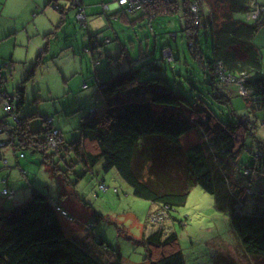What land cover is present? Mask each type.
<instances>
[{"label": "trees", "instance_id": "trees-1", "mask_svg": "<svg viewBox=\"0 0 264 264\" xmlns=\"http://www.w3.org/2000/svg\"><path fill=\"white\" fill-rule=\"evenodd\" d=\"M70 1L72 10L77 12L76 22L87 29L83 3L81 0ZM236 3L242 2L237 0ZM254 5L264 8L251 2L248 15ZM55 8L62 16L61 22L65 23L71 9ZM142 10L144 15L137 20L131 21L127 16ZM178 13L182 14L181 32L189 40L192 60L190 63L186 59V73L173 71V75L180 82L189 83V96L174 90L168 76L161 74L167 67L157 62L150 63V70L159 74L145 78L132 69L119 70L122 57L128 62L132 60L125 46L116 61L117 76L100 85L106 111L99 118L92 112L80 130V138L66 145L62 132L54 127V122L49 123L53 118L43 121L44 129L32 130V122L39 114L20 116L25 104V87H20L15 96L10 95L0 71V96L5 97L0 101V108L8 114L0 117V134L8 135V140H2L0 144L1 147L15 144L16 152L30 148L50 164L58 156L63 159L74 153L87 173L101 161L106 172L116 169L135 197L154 205L149 217L151 233L149 237L147 231L144 235L145 261L149 264H186L177 234L166 230L163 213L166 211L170 215L174 209L185 206L196 186L213 195L219 209L230 211L231 227L241 239L244 253L258 256L264 251V211H246L245 200L248 197L264 199V182L253 180L255 169L250 165H244L240 170L243 178L249 180L246 188L234 183V176L246 153L255 156L260 168L264 169V137L259 136L264 135V78L259 76L263 63L253 43L263 26L261 18L264 14L257 20L248 17L249 21L257 23L255 26L233 20L220 25L218 16L202 12L199 0H153L136 11L120 6L111 16L126 25L136 26L146 19L152 21L156 17ZM80 14L85 18L83 23L77 19ZM202 29L214 38L212 60L201 47ZM171 37L175 39L177 34ZM105 38L98 32L90 40V45H96L91 49L111 42L109 37ZM146 41L145 49L140 41L138 60L156 54L157 39L151 51L150 39L146 38ZM167 51L169 59H166ZM162 52L163 61L168 65L181 61L174 59L170 48H164ZM239 56L244 58L241 60ZM200 70L203 79L198 78ZM242 90L246 94H242ZM236 98L243 99L244 105L237 107ZM193 136L197 137L195 143L184 146V138ZM20 158L25 155L20 154ZM6 168H11L9 162ZM260 174L264 176V173ZM101 185L104 184L99 188ZM105 190H108L106 186ZM2 195L8 200L14 199V192L8 188L2 190ZM99 244L104 246L103 241ZM0 264L100 263L78 243L65 237L57 207L51 198L35 191L27 203L13 209L0 208Z\"/></svg>", "mask_w": 264, "mask_h": 264}, {"label": "rangeland", "instance_id": "rangeland-1", "mask_svg": "<svg viewBox=\"0 0 264 264\" xmlns=\"http://www.w3.org/2000/svg\"><path fill=\"white\" fill-rule=\"evenodd\" d=\"M199 1L205 15L220 17L217 20L220 25L229 20L249 26L257 25L248 20L249 8L247 11L241 9L243 3L236 4V0ZM254 1L264 6V0H247L246 4L249 3L250 7ZM113 2L116 0H83L88 25L91 20L94 29L111 39L110 43L91 49L94 45L88 42L87 29L76 22V10H70L66 22L60 28L53 29L49 25L52 18L48 14L54 15L51 3L48 2L40 10L38 6L32 9L30 3L8 4L7 0H0V33L7 30L13 33H8L7 37L0 40V71L5 81L4 87L10 95L15 96L20 87H25V104L20 116L39 114V118L32 122V130L44 129L46 125L43 121L53 118V125L62 132L66 145L77 141L91 113L95 112V117L99 118L106 111L107 104L100 85L117 76L119 71L116 61L125 46L132 60L128 62L122 57L119 70L132 69L138 76L145 78L159 74L150 70V63L157 62L167 67L161 74L168 76L174 90L189 96V83L180 82L173 75V71L186 73V59L189 62L192 60L189 40L181 32L182 14L160 16L152 21L146 19L131 26L105 12V6ZM54 13L58 15V12ZM43 14L46 15L42 33L38 35V21L35 20ZM140 15L127 16L133 21L139 19ZM173 34H177V38H172ZM255 36L254 44L263 63L259 76L264 78V27ZM146 38L150 39V51L154 49L157 39L156 54L138 60L140 41H143L145 49ZM213 40L212 34L206 35L202 29L201 47L210 60L214 57ZM164 48H170L174 59L181 61H173L168 65L162 57ZM86 49H89L88 52ZM166 55V59H169L170 55ZM193 66L199 68L195 63ZM198 74V78L203 79L201 70ZM234 101L237 107L244 105L241 98ZM2 115L5 112L0 108ZM5 135L0 134V143L8 140V135L7 138ZM196 136L184 138V146L195 143ZM20 154H24L25 158H20ZM3 156L6 158L1 159ZM5 160L11 168H6ZM53 164L45 163L30 148L16 152L15 144L8 143L6 147L0 144V208L7 205L13 209L27 203L32 200L35 191H39L51 198L57 207L65 237L82 246L100 264H149L145 261L147 251L144 235L154 205L135 197L116 169L106 172L103 161L88 173L74 153L63 159L58 156ZM244 165L255 169L252 177L254 181L264 182V176L260 174L264 173V169L260 168L255 156L246 153L239 162L234 183L240 184L242 188L248 186L249 180H245L240 173ZM24 171L27 176L23 175ZM100 184H104L108 190H100ZM4 188L18 190L16 199L19 202L10 204L11 201L2 195ZM24 196H27L26 199H23ZM245 203L248 212L264 211V199L261 197H248ZM163 217H166V221L161 220L166 230L178 236L186 264H264V251L258 256L246 255L241 239L231 227L230 211L219 209L215 197L199 186L191 191L185 206L174 209L170 215L165 211ZM151 221H156V218ZM100 241L104 242V246L99 244Z\"/></svg>", "mask_w": 264, "mask_h": 264}, {"label": "crops", "instance_id": "crops-1", "mask_svg": "<svg viewBox=\"0 0 264 264\" xmlns=\"http://www.w3.org/2000/svg\"><path fill=\"white\" fill-rule=\"evenodd\" d=\"M6 1V0H5ZM87 1H89V0H87ZM91 1V0H90ZM237 1V0H236ZM236 1H235V3H236ZM243 4H244V9H248L249 8V3L248 4H246L247 3V0H240ZM11 2H22V3H25V4H28V3H30V4H32L33 5V7H32V9L34 8V6H38V8L40 7V10H42V7L43 6H45L48 2L49 3H51L52 5H53V11H52V13L54 14L53 16L50 14V13H48L49 15H50V17L52 18V20L50 21V23H49V25H50V27H53V29L54 28H56L57 26L60 28V26H61V24H64L63 22H61V15H59L60 13L57 11V9L55 8V6H60L61 8H63V9H65V10H69V9H73L72 8V5H71V1L70 0H32V1H30V0H7V3L9 4V3H11ZM81 2L83 3V0H81ZM249 2H250V0H249ZM254 2H256V1H254ZM257 3V2H256ZM237 4V3H236ZM251 4V3H250ZM258 4V3H257ZM55 5V6H54ZM106 7V6H105ZM52 10V9H51ZM119 10V7L117 6V3L116 2H113V3H111L110 5H107V8L105 9V12H108V13H111V14H113V13H115L116 11H118ZM48 11V10H47ZM247 11V10H246ZM54 12H58L57 14L58 15H56V13H54ZM141 14L140 16H143L144 15V10H142V11H138V12H136V13H134V14ZM133 14V15H134ZM46 14H43L42 16H40V17H37V19L35 20V22L36 21H38V24H37V27H36V31H37V33H38V35L39 34H41L42 32H41V29H42V26H43V20H45V18H44V16H45ZM67 15V14H66ZM226 15V14H225ZM48 16V15H47ZM46 16V17H47ZM50 17H47V18H50ZM219 17V16H218ZM248 17H249V15H248ZM220 18V17H219ZM65 20H67L66 19V17H65ZM59 21V24L58 25H56L57 24V22ZM66 22V21H65ZM88 22V21H87ZM261 23H263V26L260 28V30L264 27V15L262 16V18H261ZM93 25H94V23L90 20L89 21V25H88V28H87V31H88V42L90 43V40H91V38L93 37V36H95V35H97L98 34V32H100L98 29H94L93 28ZM11 31H13V30H11ZM8 33H11V34H9V35H13V33L12 32H10V31H6V32H3V33H0V40H2L3 39V37H7L8 35ZM6 35V36H5ZM256 37V36H255ZM255 37H254V39H255ZM253 43H254V40H253ZM254 46L256 47V45L254 44ZM256 49H257V47H256ZM258 50V49H257ZM259 52V51H258ZM239 58L242 60L244 57H241V56H239ZM244 60H246V59H244ZM243 60V61H244ZM6 67H8V65H6ZM2 77H3V75H2ZM3 82H5L4 80H3ZM1 117V116H0ZM3 135H5V134H3ZM3 137V136H2ZM2 137H1V139H2ZM5 137L7 138V136L5 135ZM8 163V162H7ZM18 166V165H17ZM23 175L24 176H27V174H26V172L24 171L23 172ZM10 179V178H9ZM7 183H8V180H7ZM6 189V188H5ZM8 189H10L11 190V192L13 191L14 192V199L13 200H9V201H11V203L10 204H16V203H18L19 201L16 199V196L18 195V190H15L14 188H8ZM26 197L27 196H24V198L23 199H26ZM5 207H8L7 205H4ZM4 206H2V207H4ZM148 227H151V226H149L148 225ZM147 232H148V234L150 235V230L148 229V230H146Z\"/></svg>", "mask_w": 264, "mask_h": 264}, {"label": "built area", "instance_id": "built-area-1", "mask_svg": "<svg viewBox=\"0 0 264 264\" xmlns=\"http://www.w3.org/2000/svg\"><path fill=\"white\" fill-rule=\"evenodd\" d=\"M152 1L153 0H118V4L117 5H118V7L125 6L130 11H136V10L142 9L145 6L151 4ZM193 11L194 12L197 11L196 7H193ZM262 13L264 14V8H261V7H258L256 5H254V10L250 13L249 18L253 19V20H257L261 16ZM77 19L81 23H83L85 18H84L83 15L80 14V15L77 16ZM94 46H96V45H94ZM166 54L170 55V53L168 51L165 53V55ZM241 92H242V94H246L245 90H242ZM4 98H5L4 96H0V101H2ZM6 110H9V108L7 107ZM52 122H53V120H49V123H52ZM57 134L58 133L55 132V135H57ZM53 145H54V143H53ZM100 188L102 190H105V186L104 185H101Z\"/></svg>", "mask_w": 264, "mask_h": 264}]
</instances>
